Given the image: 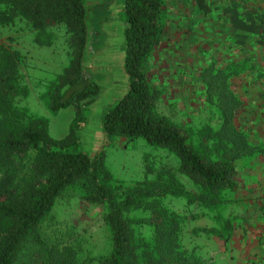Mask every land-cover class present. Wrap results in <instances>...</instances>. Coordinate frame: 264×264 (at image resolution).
<instances>
[{
	"label": "rangeland",
	"instance_id": "rangeland-1",
	"mask_svg": "<svg viewBox=\"0 0 264 264\" xmlns=\"http://www.w3.org/2000/svg\"><path fill=\"white\" fill-rule=\"evenodd\" d=\"M88 3L91 26L83 56L84 72L97 81L100 95L79 110L74 103L51 110V95L68 86L59 76L69 66L73 43L61 24L45 27L38 34L25 21L16 20L13 25L0 27V44L19 56L18 68L26 92L16 96L18 104L34 118L47 121L51 139L69 136L71 152L103 156L111 198L118 200L130 188L150 183H166L170 190L180 186V191L168 194L165 202L182 216L180 242L188 262L224 264L219 258L223 248L218 242L226 244L233 231L256 215L257 207L261 211L259 206L264 202V188H260L264 181V0H164L165 33L145 65L159 94L157 112L185 133L192 144L200 142L206 147L214 138L206 141L200 135L206 137L210 133L221 136L226 146V132L218 131L223 117L221 107L237 105L231 114L232 133L242 139L245 136L249 149L243 147L245 143L235 144L240 154L230 161L234 168L233 187H225L212 197L203 196L198 183L178 172L175 153L149 145L143 138L107 137L102 132V107L127 90L120 49L124 20L119 0ZM234 6H239L238 11L232 9ZM212 17L217 20L210 27L219 35L208 39L206 21ZM220 20L233 25V29L225 30L234 38V42L230 40V50L222 43L227 37L224 29L215 30ZM238 24L241 28H237ZM253 31L257 35V47L253 48L257 57L255 52L251 56L246 47ZM38 39H47L49 44H40ZM217 95L221 96L220 101ZM35 153L30 150L20 176L15 178V190L41 183L35 169ZM225 160L230 159L221 158ZM106 211L104 201H89L85 187L78 181L57 197L39 233L45 246L68 248L78 264H104L112 251L111 231L104 220ZM126 214L146 218L148 210L134 207ZM142 230L146 232L145 228ZM225 249L229 256V247Z\"/></svg>",
	"mask_w": 264,
	"mask_h": 264
},
{
	"label": "trees",
	"instance_id": "trees-1",
	"mask_svg": "<svg viewBox=\"0 0 264 264\" xmlns=\"http://www.w3.org/2000/svg\"><path fill=\"white\" fill-rule=\"evenodd\" d=\"M88 1L0 0V27L22 20L41 34L45 27L61 24L73 43L69 66L59 76L68 86L51 95L49 107L53 111L72 103L79 110L102 91L97 81L84 72L83 56L91 26ZM119 2L124 20L122 79L127 90L102 107V132L107 137L143 138L149 145L175 153L178 172L198 183L203 196L212 197L225 187L232 188L234 168L230 161L240 154L235 144L246 142L245 136L242 139L232 133L231 114L237 105L221 107L223 117L218 131L226 132L227 147L221 136L210 133L206 137L200 135L206 141L214 138L206 147L200 142L192 144L185 133L157 112L159 94L145 67L165 33L164 0ZM39 39L40 44H49L47 39ZM18 63V54L0 44V264H78L68 248L45 246L39 233L57 197L78 181L85 187L90 202L107 204L104 220L111 231L112 251L104 264H191L180 242L182 216L165 202L168 194L180 191V186L170 190L166 183H150L130 188L118 200L111 198L103 156L71 152L69 136L51 139L47 121L34 118L18 104L16 96L26 92ZM217 99L222 98L217 95ZM30 150L36 151L35 169L42 181L38 186L15 190V178L20 176ZM224 157L230 160L221 161ZM134 207H144L148 216H128L126 211Z\"/></svg>",
	"mask_w": 264,
	"mask_h": 264
},
{
	"label": "crops",
	"instance_id": "crops-1",
	"mask_svg": "<svg viewBox=\"0 0 264 264\" xmlns=\"http://www.w3.org/2000/svg\"><path fill=\"white\" fill-rule=\"evenodd\" d=\"M232 9L234 11H238L239 6H236V7L234 6ZM233 10L232 12H234ZM215 20L217 19H214L212 17V18H209L208 21H206L207 31L205 32V34H206V38L208 39H212L213 36L219 35L217 33H216L217 35L214 33L213 27H210V25H214ZM249 25L250 24H248V26ZM237 28H241V24H238ZM219 29H224L223 32L226 34L229 31H225V30L233 29V25L232 23L226 20H220L219 26L215 30H219ZM211 31L213 33H210ZM255 33L256 31H253V33H251L250 37L247 40L248 46L246 47L249 48V54L251 56L255 52L253 48L257 47V43L255 42L257 35ZM226 35L227 37L223 38L222 43L225 48H228V50H230L229 46H233L232 43L234 42V38L231 36H228L230 34H226ZM230 40H232L233 42ZM246 47L245 49H247ZM254 55H256L257 57L258 52H255ZM28 59L29 61L32 60L31 55L30 56L28 55ZM251 184L252 183H249L250 186ZM260 185H261L260 188H264V181H262ZM263 190L261 191L260 194H262ZM260 206L259 208L261 211H259L257 207L256 215L253 217H249L248 221L245 220L246 223L244 225L240 226L238 229L233 231L232 234L230 235V239L228 240L226 244L220 241L218 242L219 248H223L222 251H219V258L223 260L224 264H264V202L261 203ZM226 247H229L230 249L229 256L226 255V251H227L225 249Z\"/></svg>",
	"mask_w": 264,
	"mask_h": 264
}]
</instances>
